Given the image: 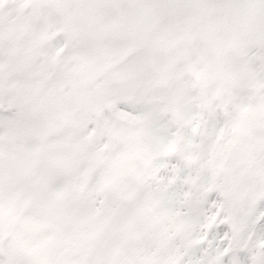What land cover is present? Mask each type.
<instances>
[{
    "label": "snow or ice",
    "instance_id": "obj_1",
    "mask_svg": "<svg viewBox=\"0 0 264 264\" xmlns=\"http://www.w3.org/2000/svg\"><path fill=\"white\" fill-rule=\"evenodd\" d=\"M0 264H264V0H0Z\"/></svg>",
    "mask_w": 264,
    "mask_h": 264
}]
</instances>
